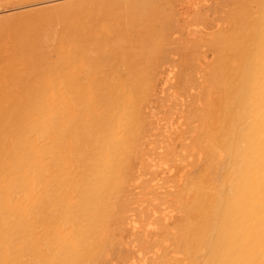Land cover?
I'll list each match as a JSON object with an SVG mask.
<instances>
[{"label": "bare ground", "instance_id": "obj_1", "mask_svg": "<svg viewBox=\"0 0 264 264\" xmlns=\"http://www.w3.org/2000/svg\"><path fill=\"white\" fill-rule=\"evenodd\" d=\"M0 264H264V0H0Z\"/></svg>", "mask_w": 264, "mask_h": 264}, {"label": "rangeland", "instance_id": "obj_2", "mask_svg": "<svg viewBox=\"0 0 264 264\" xmlns=\"http://www.w3.org/2000/svg\"><path fill=\"white\" fill-rule=\"evenodd\" d=\"M213 22L215 23L214 25H213ZM206 24H207V26L208 27H206ZM205 24V27H206V29H205V27L204 26H201V27H199V29L200 30H202V29H204L203 31L205 32V33H208V32H210V29L212 28V26H216L217 25V23L215 22V21H212V20H209V23L207 22ZM211 26V27H210ZM203 27V28H202ZM208 38V37H207ZM205 42H207L208 43V40L205 38V41L203 42L204 44H205ZM202 43V44H203ZM172 91V90H171ZM170 91V92H171ZM159 92H161V91H159ZM182 99H184V97H182V98H180V100H182ZM167 101H170V100H167ZM175 100L173 99V100H171L170 102L171 103H169V102H164V107L162 108V109H160V110H158L157 111V113H156V116L155 115H151V117H147V119H149V120H147V123H146V130H147V134L146 135H149V137H147V140H144V142H143V148L141 149V152H142V154L143 155H145L146 156V158H145V156H144V160H145V167H147V166H149L148 168H145V171L143 170L142 172L144 173L145 172V175H144V178H145V180H152L153 182L151 183V181H149L150 183H149V187L151 186V185H154L155 183H154V181H155V179H156V177H158L157 179L158 180H160L161 178H162V181L161 182H164L163 180H164V178L166 177V176H164L165 174H163L164 173V168L163 167H165L166 165L167 166H169L171 163L169 162V160H170V157L169 158H167L166 156H165V152H166V150H167V148H166V146H167V141H168V137L170 138V135L168 134V132L167 133H165L164 131H166L167 129V126H168V121L166 120V118H178L179 117V115H180V112H181V110L183 109L182 108V106H181V103L180 102H174ZM178 103L177 105H174V103ZM169 103V104H168ZM166 105V106H165ZM169 107V108H168ZM172 107V108H171ZM177 107V108H176ZM168 108V109H167ZM179 108V109H178ZM170 110H173L172 112H174V114L170 111ZM169 111V112H168ZM175 111H177V112H175ZM164 112V113H163ZM165 112L166 113H169L168 114V116H165L166 114H165ZM176 113V114H175ZM173 115V116H172ZM158 116V117H157ZM161 116H163V117H161ZM170 116V117H169ZM156 117L159 119H156ZM160 117V118H159ZM156 119V120H155ZM158 121L160 122V123H158ZM163 121V122H162ZM164 123H165V125H164ZM168 123V124H167ZM165 128V129H164ZM152 129V130H151ZM160 130V131H159ZM159 131V132H158ZM166 134H168L167 136H166ZM156 135V136H155ZM151 136V137H150ZM161 138V139H160ZM153 139H154V141H153ZM160 140V142L163 140V142H161V143H159L158 141ZM167 140V141H166ZM153 141V142H152ZM165 142V143H164ZM163 144L164 146H165V149L163 148V145H159V144ZM148 144V145H147ZM152 146V147H150V146ZM154 145V146H153ZM158 146V147H157ZM145 148V149H144ZM160 148V149H159ZM162 148V149H161ZM143 149H144V152H143ZM163 149H164V151H163ZM160 150V151H159ZM157 154H156V153ZM153 153V154H152ZM152 157V158H150V157ZM148 157H149V159H148ZM154 157V158H153ZM158 159V160H157ZM166 159V160H165ZM153 161V162H152ZM159 161V162H158ZM167 162V163H163V162ZM154 162H155V164H154ZM156 162H158V163H156ZM169 162V163H168ZM155 166H154V165ZM157 164V165H156ZM159 164V165H158ZM166 164V165H165ZM152 167V168H151ZM155 167V168H154ZM158 167V168H157ZM150 168V169H149ZM166 168V167H165ZM153 169V170H152ZM157 169V170H156ZM162 169V170H161ZM137 171H139V170H137ZM147 172V173H146ZM159 172V173H158ZM148 174V175H147ZM152 176H153V178H152ZM149 178V179H147V178ZM156 179V180H157ZM170 185H172V186H174V184L172 183V184H170ZM170 185H167V186H170ZM167 186H166V188H167ZM151 190V189H150ZM163 191L164 190H161V191H159V192H154V193H152V194H150L149 195V199H151V200H153V199H157V201L156 202H151V204L153 203V204H160L162 201H161V198H163L162 197V193H163ZM160 193V194H159ZM153 195V196H152ZM156 195V196H155ZM152 197H154V198H152ZM147 198V196L145 197V199ZM147 198V199H148ZM159 199V200H158ZM145 206V207H144ZM151 206H149V202H148V204H147V202L146 203H141L140 204V207L138 208V211H136L135 212V215L137 216V214H138V216L136 217L138 220H139V224L141 223H143L144 224V222H143V219L144 218H141V216H143L144 214L146 215V220L145 221H147L148 220V217H150V216H148L147 215V213H150L151 211L149 210V209H151L150 208ZM142 208V209H141ZM143 208H146V212H144L143 210H145V209H143ZM149 208V209H148ZM137 213V214H136ZM133 214V213H132ZM141 214V215H140ZM143 214V215H142ZM134 215V214H133ZM144 215V216H145ZM142 222H141V221ZM149 220H151L150 218H149ZM147 222H149V221H147ZM142 224V225H143Z\"/></svg>", "mask_w": 264, "mask_h": 264}]
</instances>
